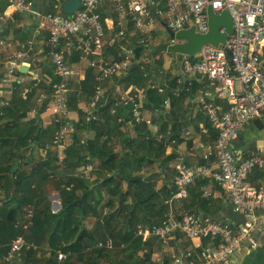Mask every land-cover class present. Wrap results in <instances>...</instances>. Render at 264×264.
<instances>
[{
    "label": "built area",
    "instance_id": "obj_1",
    "mask_svg": "<svg viewBox=\"0 0 264 264\" xmlns=\"http://www.w3.org/2000/svg\"><path fill=\"white\" fill-rule=\"evenodd\" d=\"M6 2L13 13L28 15L33 28L31 38L23 43L8 39L3 31L11 13L6 9L0 13V51L3 50L0 56V68L3 70L0 94L4 98L0 103L9 104L16 84L21 80L18 74L20 65L27 63V68L31 69L33 65L39 67L44 60L50 63L53 82L49 78L48 84L52 88L42 89L36 99L37 110L43 106L38 113L39 117H46L45 127L48 126L54 132L51 139L44 140L41 148L44 154L60 146L64 137L73 132L68 122L69 83L75 73L69 61L73 50L78 52L79 60L85 62V69L91 70L93 78L92 93L87 103L89 108L85 111L86 120L96 119L97 106L109 100L105 82L127 73L133 64L129 52L121 47V42L127 36L122 27L111 33L113 43L106 44V13L100 10L106 2L114 11L125 15L133 28L142 35L152 31L157 17L173 32L192 28L194 32L204 34L209 30L207 7L210 5L217 14L227 10L232 18V32L226 35L225 41L217 45L204 44L195 54L182 55L180 64L183 75L191 79L196 76L202 79V91L196 100L217 135L212 142L197 143L202 150V162L189 165L181 161L175 165L173 193L164 200L169 210L157 223L137 225L134 234L142 242L155 239L161 244H167L171 239L178 243L194 238L218 239L216 246L204 250L203 261H195L191 259V253L183 252L181 257L175 258L176 264L181 263L182 258H187L188 264H227L244 245L254 244V233L260 222L258 212L264 211V183L253 186L246 182V178L252 169H264V156L251 153L241 157L235 152L234 142L244 126L264 115V0H169L164 9L155 11V16L150 8L155 0H80L78 9L72 14L62 11V0ZM45 6L52 10H46ZM14 20L10 19L11 22ZM39 36L43 37L41 45L36 41ZM116 38L120 40L118 45L115 44L116 54H112L106 50V46L112 47ZM138 41L143 43V37ZM175 42L176 39L171 37L168 44ZM143 62L150 61L139 63L140 69H144ZM30 73V79L34 81L32 85L36 86L38 76L33 69ZM191 79H188L186 86L175 87L173 95L179 96L183 91L187 93L192 84ZM176 80L179 84L180 80ZM146 88L163 92V88L156 85L152 77L147 78ZM144 95L143 89L131 86L118 97H111L117 103L130 105L129 125L151 123L142 114ZM217 101H225L226 107L222 108ZM32 112H36V109L33 108ZM165 134L170 136L171 131ZM158 136L163 138L164 134ZM170 141L174 142L175 138L172 137ZM90 170V167H86L80 171L81 175L89 178ZM199 179L212 181L223 190L231 208L244 217L241 227L238 228L235 222L227 219L216 220L195 213H184L180 218L176 217L171 210L173 203L185 200L190 185ZM61 187L69 189L71 185ZM33 216L32 206L25 208L15 227L28 230ZM97 245L108 249L111 241H99ZM124 245L121 243V247ZM31 248L36 250L37 246L23 235H16L0 261L12 264L16 256ZM68 254L56 251V261L63 262Z\"/></svg>",
    "mask_w": 264,
    "mask_h": 264
},
{
    "label": "trees",
    "instance_id": "obj_2",
    "mask_svg": "<svg viewBox=\"0 0 264 264\" xmlns=\"http://www.w3.org/2000/svg\"><path fill=\"white\" fill-rule=\"evenodd\" d=\"M1 3L2 9L6 1L2 0ZM111 49H114V47L106 46L107 51H111ZM113 53L116 54L114 50ZM78 56V52L73 50L70 62L76 61ZM157 63L159 65V62ZM155 66L156 62L153 65L152 63H146L144 69H140V65L133 63L122 79L128 84L135 83L137 87L143 89L145 95L142 106L153 113L159 114L162 112L161 104H163L165 98L170 99L172 107L179 104L186 94L183 91L179 96H173L177 76L176 74L171 75V73L168 75L169 82L166 92L159 94L160 92L157 89L146 88V80L151 77V72L155 71ZM50 82H53L51 77ZM79 83L80 90L68 94V107L70 110H75L79 115L76 127L93 132V136L85 138L82 142L75 139L65 150V156L61 160L65 171L61 179L64 181L59 180L58 185L59 187L61 185H71V187L69 189L59 188L60 209L56 212L50 210V204H48L45 197L42 198L43 195L39 192L36 193V189H34L37 176L40 180L47 177L49 168L47 163L52 160L58 162L55 157L49 155L50 152L46 154L48 157L43 159L42 162L39 161L29 172H20L19 167L12 169L15 161L20 160L23 162L25 159L32 158L34 145L36 143L41 144L39 139L43 134L38 117L34 121H32V118L26 117V121L32 123H28L25 129L17 128L20 125L17 123L18 120L24 118L30 110L28 102L35 87L32 86L31 90L23 94V87L18 86L13 92L11 105L0 108V161L4 158L9 162L7 166L2 168L7 172L3 188L8 192L13 189L16 193H19L18 196H21L22 199L20 202L16 201V209L20 213L24 205L35 206L32 225L26 231L15 227L14 219H11V217L6 218L7 214L0 221V258L7 251L10 239L16 235H23L26 240L33 242L38 249L46 245L49 253H51V260L52 258L55 259L58 250L69 252L66 260L59 264H77V262L101 264V260L105 257L112 264H171L170 258L166 257L160 263H154L151 260V255L153 252L152 241L155 239L150 240L151 242H142L139 236H135L134 232L137 225H151L164 217V214L168 211V206L164 203V200L172 195L173 187L163 183L160 188L155 189L154 182L139 179L134 185L128 183L127 188L124 189L120 188L121 184L115 180V176L120 175L125 180L140 176L139 171L142 164H135L136 159L143 161V158H145L150 163L163 158L165 140L168 141L172 137L178 136L176 132L182 120L174 115L170 120L171 135L170 138L166 139H159L157 136L152 135L150 130L135 125L138 134H141L144 138L137 143L121 129L122 125H129L127 122L130 121V105L117 104L113 99L108 100L105 103H100L95 109L96 119L86 120V113L78 107L77 102H88L91 96L93 78L90 69L85 71L84 78ZM38 84L43 85V89L46 87L52 88L43 79ZM72 85L73 81H70L69 87L71 88ZM19 101H22L20 103L22 105L21 109L18 108L17 102ZM35 101L36 97L33 104ZM110 108H113L114 112L110 113ZM4 118H7V121L4 122ZM168 124V121L161 122L159 132H166ZM204 124L209 132L205 140H208L209 137H215L217 131L209 121L205 120ZM118 137L121 150L115 151L111 145V140ZM21 148L25 150L29 148V154L25 155L26 151L20 150ZM168 158L166 157L164 162ZM132 159L135 160L133 163ZM94 160H98L96 166H93ZM56 164L54 163L51 169L56 168ZM83 164L92 165V171L96 173L97 178L91 180L84 175L74 176L72 174L74 170L83 167ZM68 172L71 176L67 174ZM92 173L90 170V177ZM206 181L208 180L199 179L194 184L196 183L198 188ZM103 185L107 187L105 189L108 193L105 201L100 191V187ZM200 196V193L195 192L192 194V189H188L190 199L188 206L193 207L192 205L198 201L197 206L201 208L205 200L200 199ZM127 198H130L131 202L124 205L122 202H125ZM38 199L44 203L41 207H39L41 202H38ZM114 202H118L119 207ZM130 205L131 207H129ZM100 207H107L108 210H104V208L100 210ZM120 210H127V215L123 220L118 218ZM88 214L97 217L91 229H87L81 224L82 219ZM20 216H22V213ZM120 221L122 222L119 225ZM98 239L101 242L110 240L111 247L108 249L99 247L96 244ZM213 242L216 246L218 239H213ZM121 243L125 245L121 247ZM37 252V250L31 248L26 253H22L25 255L20 258L21 264H35L33 260ZM140 252L143 253L144 257L137 256V254H141ZM73 257L75 260L71 262ZM50 259L48 262L51 261ZM48 262L42 264H50Z\"/></svg>",
    "mask_w": 264,
    "mask_h": 264
},
{
    "label": "crops",
    "instance_id": "obj_3",
    "mask_svg": "<svg viewBox=\"0 0 264 264\" xmlns=\"http://www.w3.org/2000/svg\"><path fill=\"white\" fill-rule=\"evenodd\" d=\"M1 2L2 0H0V11L2 12L3 10L6 9L8 13H11L10 18L6 20V27H5V30L3 31V35L8 39L21 41L22 43L25 42L28 38H31V33H32L31 31H32L33 26H32L30 17L26 14H19L16 12L13 13L12 8L7 7V2L5 3L4 8L1 9V4H2ZM168 3H169V0H155L153 4L154 14L153 13L152 14L155 16V11L158 9H164L168 5ZM101 9L104 10L106 13V15L104 16V22L106 24V37H105L106 44L111 45L113 43L111 33L116 31L119 27H122L127 32V36H126V39H124L121 42L122 44L121 47L125 48L126 51L129 52L132 62L139 64V63H142V61L149 60L150 61L149 63H152V65L154 62H156V66L154 67L155 71L151 72V77L154 79L155 84L162 87L164 90L163 92H160L159 94H162L166 92L167 90V86L169 82L168 80L169 73H171V75L176 74L177 76L176 79L178 78L180 80L179 84L176 83L175 85L176 87L186 86V84L188 83L187 82L188 79H191V77H186L183 74L182 75L177 74L176 69H175L176 55L173 53H171L172 55H170L169 52L159 50L157 48L155 50L152 49L153 45L156 46L158 44V41L155 40L156 33L159 30L165 28L162 20L159 17L155 18L153 26H152V31L147 35H142L138 30L133 28L131 22L128 21L125 15L119 14L116 11H114L110 7L109 3L106 2L100 8V10ZM11 18L15 19L14 22L10 21ZM141 36L143 37L144 42L138 43L139 42L138 40L140 39ZM119 40L120 39L118 38L115 39L116 42L112 46L114 47V49H111L110 51L112 54H113V50L114 51L116 50L117 46H115V44L118 45ZM36 41L38 44L41 45V43L43 42V37L39 36L38 38H36ZM168 42L166 44H168ZM1 51H0V56H1ZM160 56H162V59H160ZM172 57L175 58L174 59V69H173V72L172 71L170 72L167 70L170 69L169 63ZM70 59H71V56H70ZM157 60L161 61L159 62V65L157 63L158 62ZM146 63H144L143 65L145 66ZM72 64H73L75 73L72 76L71 81H73V85L70 88V92L80 90L81 86L79 82L84 78L85 71L87 70L85 69V65H86L85 62H83L82 60H79V58L76 61H72ZM34 66L35 65L31 66V69H33V72L37 74V76H39L40 79H43L46 81L47 79H49V77L52 76V67L47 60L42 61V63L40 64L41 67L40 66L34 67ZM24 67L27 68V63L24 64ZM1 70L2 69L0 68V71ZM27 74L28 75H25V76L21 75V78H22L21 80L29 81L31 73L28 71ZM125 74L126 73H124L123 75H118L114 78H109L105 82V89L107 90V95H109L108 97L109 100L112 99L111 97H118L120 93H122L124 90H127L131 86H136L135 83L128 84L125 80L122 79V77ZM191 80H192V84L189 87L188 92L185 93L186 95L183 97L184 99L176 106L171 107V101L169 98H165L163 100V104H161L162 112H160L159 114H157L156 112L153 113L149 109L144 108V106H142L143 116L146 118H149L151 123L147 125L144 122H142L141 124H138L136 127H139V128L144 127V129L150 130L152 135L157 136V138H159L158 134L162 133V132H159V124L161 122H164V121L169 122V124L166 127L167 131L168 130L171 131V127H170L171 121L170 120L174 117V115L177 116L180 120H182V123L177 128L176 133L178 136L173 137L175 138V141L171 142L170 141L171 139H169L168 141L165 140V143H164L165 156H163L162 159H158V161L156 160L152 161L150 159V161H152L150 163L147 162V160L143 161L145 165L142 164V168L139 171L140 176H138L140 178L138 179H141V180L145 179L144 177V175H146V172L144 170L145 168L147 170L150 167H154L157 170L159 169L158 172L161 175H159L158 178L157 177L153 178L152 181L154 180V182L157 183L158 180H161L162 181L161 185L165 183L166 185L168 184V186L173 187L172 178H173L174 171H175L174 170L175 165L181 161H184L185 163H188L189 165L202 162V159L200 156L202 150L198 148L197 143L198 142L204 143V144L209 143V142H212V140L216 137V136L213 138L209 137L208 140H205V138H207V135H209V132L207 131V127L205 126L204 121L207 120L208 122V119L200 110V106L196 100L197 96L202 91V79H199L196 76L195 78H192ZM175 81L177 82V80ZM24 84L28 85V83L26 82ZM137 89H140V88L137 87ZM12 97L13 95L11 96V98ZM217 102L221 104L222 108H225L227 105L225 101H217ZM17 103L20 104L22 103V101H19ZM87 103L88 102H82V101L77 102L78 107L82 109L84 113H86L85 112L86 109L89 108ZM112 110L114 111L113 108L109 109L110 113L113 112ZM28 114H29L28 118H32V115L30 113ZM84 116H82V118H84ZM259 118L261 121L260 123L264 124V115H262ZM22 119H26V116ZM3 121L4 122L7 121V118H4ZM78 121H79L78 113L75 110H69L68 122L73 132L71 134L66 135L61 145L58 147H54L52 150L53 153L50 152L49 154L50 156L55 157L58 162H55V160L50 161L51 163L49 164V168L47 170L49 171L47 173L48 175H46L47 177L43 179L45 181L44 183L47 185V188L44 189V186L40 187L41 180L40 178H38L39 176H37V179H35V182H34V185H35L34 189H36V193L39 192V187H40V189L43 191L41 194L48 193L47 197H49L50 199H52L53 197L54 198L56 197L59 199L57 202L52 203V207L54 209L52 210V212H54L55 209L58 208L57 204L60 201V195L56 194L55 191H57V189L55 190V188H52L50 186L54 182L52 179L46 182L51 177L49 173H52V171L53 172L57 171V169L55 168L51 169V167L53 166L54 163H57L61 167L64 168L61 160H63L65 156V150L67 149V147L70 146L74 142L75 139L80 140L82 142L85 138L87 137L91 138L93 136V132L82 129L84 132L83 131L80 132L81 139L77 138L79 129H80L76 127V125L78 124ZM42 122L44 123L43 125H42ZM46 124H47V118L43 117L41 119L40 117L39 126L42 129L41 132L43 136H46L48 132H52L51 136L49 137L51 139L54 132L48 126L45 127ZM251 124L244 126L239 131L238 135H242L243 140L245 139V141H247V139H255V145L253 146V150H249L246 144L242 146L241 140H239L238 143L240 147L238 149L235 148V152L238 153V155H240L241 157H244L251 153H260L264 156V130L263 129L256 130V128H253L252 130L250 127ZM136 127L135 125L124 124L121 126V129L123 132H126L128 134L130 139L135 140L137 143H139L144 138L141 134H138ZM166 132L163 133L164 137L163 138L161 137L159 139L170 138L169 135L165 134ZM250 133H254L256 136L254 138H251V137L246 138L250 135ZM43 143L42 142L41 144L36 143L35 146L36 145L42 146ZM37 148L38 146L36 147V149ZM20 150L26 151L25 155L29 154V148L27 150L21 148ZM32 151L34 153V155L32 154V158H29L27 160L25 159L23 162H21L20 160H17L19 161V163L16 166V168L19 167L20 172H29L31 169H33V167L39 161L41 162L43 161V159H40L39 161L36 160L35 157L37 155L35 154L38 151L36 152L35 147H33ZM164 157L165 158L169 157L168 161H166L165 164H167L166 166L170 167L173 171L172 177L169 180L167 179L165 173H161L162 172L161 167L165 165ZM10 163L12 164V162ZM8 164L9 162L4 160V158L3 160L0 161V221L4 219V217L7 214L6 218L11 217V219H14V223H16V221L20 220L21 218L20 215L21 213L23 214L25 208H27L28 206H32V205H29V204L24 205L20 213V211L16 209V203H17L16 201L20 202V200L22 199L21 196H18L19 193H16L13 189L8 192L6 191V189L3 188V184L6 181L7 172L3 170L2 168H4V166H7ZM97 164H98V160H94L93 166H96ZM83 167L85 168L90 167L91 172H93L92 165L83 164ZM85 168H82V171ZM12 169H13V166H12ZM79 172L80 171L76 169L75 173L73 172L72 174L76 176L77 174H79ZM92 177L97 178L96 173H94L93 176L89 177V179L93 180ZM246 182L253 186H258L260 184H263L264 183V169H259V168L252 169L246 178ZM105 188L107 187L104 185L100 187V191L103 195V196L101 195L102 197H104L103 193H106V195L108 194ZM157 188L158 187H155V189ZM103 189L105 192L103 191ZM189 189H192V194H194L195 192L200 193L201 194L200 199H204L205 202H203L200 208L199 206H197L199 203L198 201L197 203L195 202V204L192 205L193 207L191 206L189 207L188 206V203H189L188 201L190 200L189 197H187L186 200L175 201L172 205L171 210L173 213L176 214L177 218H180L181 215L184 213H195L199 215H205V216H208L216 220L226 219V215L223 216L222 213H225L228 209H230L231 205L225 193L218 185H216L212 181H206L205 184L201 185L198 188L195 183L191 185ZM46 190L47 192H45ZM32 208L33 210L35 209L34 206H32ZM103 208L104 210L107 209V207H103ZM258 217H259L260 222L254 233V240H255L254 244L244 245V247L239 251V253L236 254L235 257L227 264H264V211L258 212ZM99 241L100 239L97 240V243H99ZM147 242H151V241H147ZM212 247H214V242H213V239H209V238H205V240H203V238L188 239V240L182 241L181 243H178L175 239H171L169 240L167 244L159 243V247L152 246L153 252L151 255V260L154 263H160L166 257V258H170L171 264H176L174 261L176 257H181L183 252H189L191 253V256H192L191 259L201 262L205 259L204 250L210 249ZM178 264H188V259L182 258V262Z\"/></svg>",
    "mask_w": 264,
    "mask_h": 264
},
{
    "label": "rangeland",
    "instance_id": "obj_4",
    "mask_svg": "<svg viewBox=\"0 0 264 264\" xmlns=\"http://www.w3.org/2000/svg\"><path fill=\"white\" fill-rule=\"evenodd\" d=\"M37 1H39L40 3L41 2H54V0H37ZM45 9L46 10H52L51 9V7H47V6H45ZM155 40L156 41H158V44L160 45V44H162V43H167L168 42V40H169V36H168V33H167V31H166V28H164V29H161V30H159L157 33H156V37H155ZM183 41L182 40H177V43H182ZM153 45V50H155L159 45ZM174 54V53H173ZM170 55H172L171 53H170ZM160 59H162V56H160ZM174 57H172V59L170 60V63H169V67H170V69L169 70H167V71H172L173 72V69H174ZM158 62H161L160 60H157ZM23 82V81H22ZM33 81H31V83H32ZM44 82V81H43ZM27 83H28V85L26 86V88H28V87H30V81H27ZM237 83V82H236ZM21 85L23 86V83H21ZM35 87V89H34V91H33V94H32V96L30 97V99H29V102H28V105H29V107H31L32 106V104H33V102H34V100H35V96H36V94H37V92H38V89L40 90V89H42L43 88V85H40V84H36V86H34ZM22 105L21 104H18V108L19 109H21L22 107H21ZM29 116V114H28V112L26 113V117H28ZM32 121H34V119L32 120ZM31 122V121H30ZM29 121H24V119H19L18 120V122L17 123H19L20 125H18L17 126V128H24L25 129V127L27 126V124L28 123H30ZM32 123V122H31ZM81 131H83L82 129H79V133H78V136H77V138H79V139H81V137H80V132ZM182 131V130H181ZM180 131V132H181ZM84 132V131H83ZM51 134H52V132H48L47 133V135L46 136H43V137H41L39 140H40V142H44V140H47V139H49V137L51 136ZM83 137V136H82ZM47 138V139H46ZM83 139V138H82ZM111 145H112V147H113V149L115 150V151H120L121 150V143H120V139H119V137L118 138H113L112 140H111ZM38 146V148L36 149V147ZM34 147H35V150H36V154L35 155H37L35 158H36V160L37 161H39L40 159H45L46 157H48V156H46V154H44L43 153V151H42V146H39V145H34ZM201 151V150H200ZM50 152H52L53 153V151L51 150ZM28 155V154H27ZM33 155H34V153H33ZM165 155V154H164ZM163 155V156H164ZM162 156V157H163ZM145 161L147 160V159H145V158H143ZM162 159V158H161ZM143 160V161H144ZM135 160H133L132 159V163L134 162ZM143 161H139L138 159H136V162H134L135 164H143V165H145V163L143 162ZM166 161H168V160H166ZM165 163V162H164ZM47 164H50V162H48ZM169 164V163H168ZM167 164H165V165H163V167H161V170H162V172L161 173H165V175H166V177H167V179L169 180L171 177H172V174H173V171H172V169L170 168V167H168V166H166ZM82 168H85V167H81V168H79L78 170L79 171H82ZM55 169H57V171L56 172H53L52 171V173H49L50 175H51V177L46 181V182H48V181H50V179H52L54 182L50 185L52 188H55V190L57 189V191H55L56 192V194H59V185H58V182H59V180H63V179H61V178H63V175H64V173H65V171H64V168L63 167H61V166H59L58 164H57V167L55 168ZM145 170V172H146V175H144V177H145V180H150V181H152V179L153 178H155V177H159V175H161L158 171H159V169L157 170L156 168H154V167H150V168H148L147 170H146V168L144 169ZM76 171V170H75ZM75 171H74V173H75ZM49 171H47V173H48ZM94 172V171H93ZM69 176H71V174H69V172L67 173ZM77 175H79V176H81L80 175V173L79 174H77ZM92 176H93V173H92ZM138 178H140V177H138V176H136L135 178L134 177H132V178H128L127 180H125L124 178H122V176H120V175H117V176H115V180H117V181H119V183L121 184V186H120V188H124V189H126L127 188V184L128 183H130V184H132V185H134L135 184V182L137 181V180H139ZM92 179H95L94 177H92ZM137 179V180H136ZM64 181V180H63ZM45 181L44 180H41V182H40V187H42V186H44V189L45 188H47V185L44 183ZM152 182H154V180L152 181ZM161 180H158L157 181V183L156 182H154V184H155V187H158V188H160V185H161ZM62 186V185H61ZM61 186H60V188H61ZM40 187H39V194H41L43 191L40 189ZM157 188V189H158ZM103 191H104V189H103ZM45 192H47V190L45 191ZM105 192V191H104ZM47 194L48 193H43V194H41V195H43V196H41L42 198L43 197H45V199H46V201L48 202V204L50 203V209H51V211L52 210H54L53 209V207H52V203L54 202H57L59 199L58 198H52V199H50L49 197H47ZM104 194V197H106V193H103ZM60 195V194H59ZM89 199V198H88ZM106 200V198L104 199V201ZM38 202L40 201V199H38L37 200ZM41 202V205L39 206V207H41L42 206V204H44L42 201H40ZM131 202V199L130 198H127L126 200H125V202H122L124 205L125 204H129ZM102 205H103V203H102ZM115 205L117 206V207H119V203L118 202H115ZM28 207H30V206H28ZM35 207V206H34ZM129 207H131V205L129 206ZM102 208L103 207H100V210H102ZM106 209V208H105ZM107 210H108V208H107ZM127 215V210H124V211H122V210H120V214H119V220L120 219H124L125 218V216ZM102 217V216H101ZM97 220V217L96 216H94L93 214H88L87 216H85L83 219H82V221H81V224L84 226V227H86L87 229H91L92 228V226L94 225V223H95V221ZM121 222L122 221H120L119 222V225L121 224ZM119 227V226H118ZM152 246L153 247H159V242H157V241H152ZM38 252H37V254H36V257H35V259L33 260V261H35V264H42V263H46V262H48V260L50 259V257H51V253H49V249H47V247H46V245H45V247H40L39 249L37 248L36 249ZM141 253V252H140ZM24 255L25 254H22V255H18V256H16L15 258V261L12 263V264H21V261H20V258H23L24 257ZM140 255V257H144V255H143V253H141V254H137V256H139ZM74 257H75V255H73ZM74 257L72 258V260H71V262H74V260L76 259V257H75V259H74ZM112 259H114L115 261H117V259H115V258H113L112 257ZM51 260V259H50ZM56 260V255H55V259L54 258H52V260L50 261V262H48V263H50V264H59L60 262H58V261H55ZM0 264H1V261H0ZM77 264H82V262H77ZM101 264H112L111 262H109L108 260H107V258L105 257V258H103L102 260H101Z\"/></svg>",
    "mask_w": 264,
    "mask_h": 264
},
{
    "label": "water",
    "instance_id": "obj_5",
    "mask_svg": "<svg viewBox=\"0 0 264 264\" xmlns=\"http://www.w3.org/2000/svg\"><path fill=\"white\" fill-rule=\"evenodd\" d=\"M79 5L80 0H62L61 3L62 11L66 14H72L75 10L78 9ZM150 8L153 11L152 13L154 14V6L151 5ZM206 11L208 14L209 24V30L207 33L199 34L194 32L192 28L173 32L172 30L165 27L169 37L183 41L182 43H175L170 45L162 43L157 47V49L159 50L174 53L176 55L175 69L178 75H182V71L180 69L182 55H193L204 44L217 45L218 43H222L225 41L226 35L232 32V18L227 10H222L219 14H217L209 5ZM222 28L223 31H220V29ZM19 71L27 72V68L24 66H20ZM260 122L261 121L259 117L254 119L250 126L251 129L253 130V128H256V130H264V124ZM255 136L256 135L254 133H250L248 137H245L254 138ZM239 140H241L242 146L246 144L249 150H253L255 139H247V141H245V139L243 140L242 135H238L237 140L234 142V148L238 149L240 147L238 143ZM18 163L19 161H15V163L13 164V169L16 168ZM58 206L59 204H57V207ZM222 214L223 216L226 215L227 220L235 222L238 228L242 226V223L244 221V217L242 216V214L235 212L232 208L228 209L225 213Z\"/></svg>",
    "mask_w": 264,
    "mask_h": 264
},
{
    "label": "clouds",
    "instance_id": "obj_6",
    "mask_svg": "<svg viewBox=\"0 0 264 264\" xmlns=\"http://www.w3.org/2000/svg\"><path fill=\"white\" fill-rule=\"evenodd\" d=\"M170 38H171V37H169V39H170ZM175 43H177V40H176ZM175 43H174V44H175ZM168 45H169V44H168ZM20 66H24V65H20ZM20 66H19V67H20ZM19 67H18V74H19V78L22 79V78H21V75H24V76H25V75H28L27 72H28V71L30 72L31 69H28V68H27V72H20V71H19ZM1 69H2V68H1ZM2 73H3V70L0 71V79H1ZM25 73H26V74H25ZM49 78H50V77H49ZM41 80H42V79H40L39 76H38V82L41 81ZM22 81H23V82H22ZM29 81H30V87H28L27 89H25L27 84H24L25 82L27 83V81H24V80H20V82H18V83L16 84V89H17L18 86L23 87V94L26 93L27 91L31 90V88H32V86H33L32 83H31L32 79L29 78ZM38 82H37V83H38ZM45 82L48 83V79H47ZM21 83H23V86L21 85ZM16 89H15V90H16ZM42 89H43V88H42ZM42 89H40V90L38 89V92H37V94H36V99H37V96H38L39 92H40ZM15 90H14V91H15ZM12 95H13V94H12ZM0 98H2V99H0V101L4 99L3 96H2L1 94H0ZM11 102H12V98H10V100H9V104H7V105H2V104L0 103V104H1V105H0V108H1V107H8V106H10V105H11ZM37 107H38V106H37V100H36L35 103L32 104V106L30 107V110L28 111V113H30V114L32 115V119H35V118H37V117L40 118L39 115H38V113L43 109V106H41L38 110H37ZM33 108L36 109V112H32V109H33ZM69 110H70V109H69ZM27 118H28V117H27ZM27 118L24 119V121H26ZM79 173H80V175H81V172H79ZM58 204H59V206H58V208L55 209L54 212H56V211H58V210L60 209V201L58 202Z\"/></svg>",
    "mask_w": 264,
    "mask_h": 264
}]
</instances>
